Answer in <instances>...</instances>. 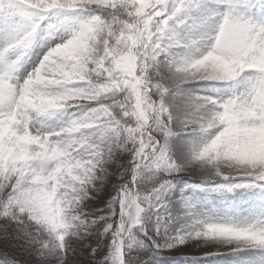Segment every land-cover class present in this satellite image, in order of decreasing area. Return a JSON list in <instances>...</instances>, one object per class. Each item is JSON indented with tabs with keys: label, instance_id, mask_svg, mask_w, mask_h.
<instances>
[{
	"label": "snow or ice",
	"instance_id": "1",
	"mask_svg": "<svg viewBox=\"0 0 264 264\" xmlns=\"http://www.w3.org/2000/svg\"><path fill=\"white\" fill-rule=\"evenodd\" d=\"M224 255L264 264V0H0V264Z\"/></svg>",
	"mask_w": 264,
	"mask_h": 264
},
{
	"label": "rangeland",
	"instance_id": "2",
	"mask_svg": "<svg viewBox=\"0 0 264 264\" xmlns=\"http://www.w3.org/2000/svg\"><path fill=\"white\" fill-rule=\"evenodd\" d=\"M28 67V65H25ZM247 201H241V204L246 203ZM171 261V264H176V260L173 258H168ZM198 264H249L247 258L243 256L233 257L231 255L224 256H209V257H200L197 258Z\"/></svg>",
	"mask_w": 264,
	"mask_h": 264
}]
</instances>
